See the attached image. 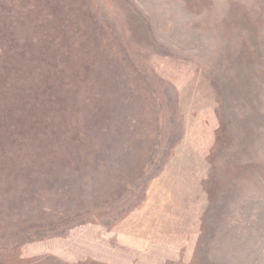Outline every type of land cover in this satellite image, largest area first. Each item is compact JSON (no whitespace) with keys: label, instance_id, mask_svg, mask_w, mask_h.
Here are the masks:
<instances>
[{"label":"rangeland","instance_id":"374dc122","mask_svg":"<svg viewBox=\"0 0 264 264\" xmlns=\"http://www.w3.org/2000/svg\"><path fill=\"white\" fill-rule=\"evenodd\" d=\"M0 264H264V0H0Z\"/></svg>","mask_w":264,"mask_h":264}]
</instances>
